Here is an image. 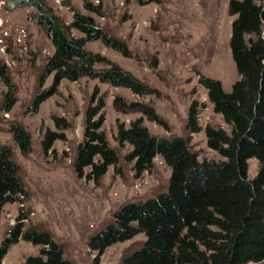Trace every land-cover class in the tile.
Masks as SVG:
<instances>
[{
  "label": "trees",
  "instance_id": "1",
  "mask_svg": "<svg viewBox=\"0 0 264 264\" xmlns=\"http://www.w3.org/2000/svg\"><path fill=\"white\" fill-rule=\"evenodd\" d=\"M140 6L158 0H135ZM31 7L30 19L49 40L53 52L47 57L39 86L51 77L49 87L37 92L28 111L37 113L40 106L58 92L62 81L77 82L88 78L115 88H126L137 96L147 93L146 87L117 64L86 50V44L100 41L104 47L127 56L125 44L98 27L92 15L102 16V5L83 2L91 15L73 12L69 25L48 7L46 0H17L9 8ZM230 24L229 50L238 79L229 92L221 83L201 77L215 114L220 115L229 132L205 126L207 147L224 161H198L190 151L188 139H167L149 133L142 118L125 128H117L115 141L128 145L125 160L133 163L136 176L152 169L159 157L170 169L165 191L142 201L125 203L112 219L88 241L95 252L94 264L104 251L118 243L145 236L142 246L126 256L122 264H264V8L259 0H228ZM72 31L78 36L72 35ZM97 65L105 68L97 69ZM0 78L6 87L0 111L8 113L17 103L14 85L0 67ZM102 107V106H101ZM126 112L139 113L149 121L160 123L154 109L142 103H122ZM198 103L187 109L185 130L201 132L197 123ZM100 107L85 111L82 140L73 159L78 177L97 182L110 167L119 172L118 155L101 130L102 119H95ZM57 131L47 132L41 148L48 152L53 143L64 138L68 128L62 118H54ZM13 141L22 155L31 151V135L25 127L11 123ZM255 159L259 168L252 180L247 178V161ZM26 191L17 174L12 150L0 145V210L20 201ZM28 212L21 209L17 223L7 231L0 243V264L11 246L20 240L39 246V253L21 264H70L63 248L51 235L36 226L24 224Z\"/></svg>",
  "mask_w": 264,
  "mask_h": 264
},
{
  "label": "rangeland",
  "instance_id": "2",
  "mask_svg": "<svg viewBox=\"0 0 264 264\" xmlns=\"http://www.w3.org/2000/svg\"><path fill=\"white\" fill-rule=\"evenodd\" d=\"M17 0H0V18L4 19L8 36L3 37L5 55L0 53V67L14 85L17 103L5 116L0 111V145L12 150L17 174L26 191L19 202L7 204L0 210V243L7 231L17 223L21 211L28 212L26 226L33 225L47 231L63 248L70 264H94L95 252L88 248L92 235L111 221L113 213L125 203L142 201L166 190L170 169L155 158L150 171L139 176L133 163L125 160L128 145L115 141L117 128H127L142 118L149 133L171 139H188L190 151L198 161H224L206 145L205 126L229 132L220 115L215 114L206 90L199 79L218 80L229 92L238 79L229 50L230 24L228 0H158L140 6L135 0H87L102 5V16L92 15L98 27L122 41L128 51L123 56L103 46L100 41L86 44V50L105 57L130 73L147 89V95L137 96L126 88H115L97 80L83 78L77 82L62 81L58 92L48 98L39 111L31 113L29 105L34 95L51 84V77L39 86L45 60L53 48L41 29L30 19L31 7L9 8ZM64 5L55 13L60 19L71 18L72 11L91 15L82 5L86 0H59ZM47 5L52 4L46 0ZM264 8V0H259ZM58 11V12H57ZM10 26V29H8ZM15 28L23 29L25 38L17 42ZM72 35L78 36L72 31ZM97 69L105 68L97 65ZM6 87L0 78V106ZM199 105L197 120L201 132L188 134L185 130L187 109L192 102ZM142 103L152 107L160 123L149 121L139 113L126 112L122 103ZM102 106V107H101ZM100 107L95 119H102L101 130L118 155L119 172L112 167L97 182L78 177L73 159L82 140L85 111ZM54 118H62L68 128L64 138L53 143L48 152L41 148L45 133L57 131ZM18 123L31 135V151L22 155L13 141L9 127ZM255 159L247 161V178L258 172ZM9 217L15 225L9 226ZM145 241L143 234L124 243L107 248L98 264H122L123 259ZM39 246L20 240L10 247L1 264H21L25 258L39 253ZM252 264V263H248Z\"/></svg>",
  "mask_w": 264,
  "mask_h": 264
},
{
  "label": "built area",
  "instance_id": "3",
  "mask_svg": "<svg viewBox=\"0 0 264 264\" xmlns=\"http://www.w3.org/2000/svg\"><path fill=\"white\" fill-rule=\"evenodd\" d=\"M53 3L48 5V7H50V9L52 10V12L54 14H57L55 13V11L58 9V10H62L64 5L60 3L59 0H51ZM0 5H3L4 6V3L3 2H0ZM58 12V11H57ZM71 18L68 19V20H65V19H61L63 24L64 25H69L71 20H72V17H73V11L71 13ZM6 22L4 21V19L0 18V53L5 55V46L3 45V37H7L8 36V30H7V26H5ZM10 29V26L9 28ZM15 32L19 33L17 34V42L19 43L22 39H20V36L22 38H25L26 35L24 34V30L21 28V29H18V28H15ZM5 116H7V114L5 113ZM197 120L201 121V118L198 116L197 117ZM156 159L159 158L158 156L155 157ZM142 174V173H141ZM5 207V206H4ZM4 207L1 208L4 209ZM9 226H14L15 225V219L13 217H9Z\"/></svg>",
  "mask_w": 264,
  "mask_h": 264
}]
</instances>
